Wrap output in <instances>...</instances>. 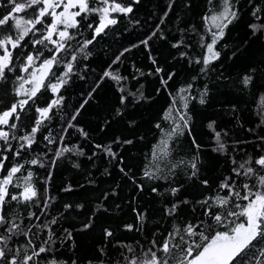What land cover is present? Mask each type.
<instances>
[{"label": "trees", "instance_id": "16d2710c", "mask_svg": "<svg viewBox=\"0 0 264 264\" xmlns=\"http://www.w3.org/2000/svg\"><path fill=\"white\" fill-rule=\"evenodd\" d=\"M117 2L124 6L131 4L133 12L127 15L111 13L117 23L106 27L95 39L93 29L87 25L91 23L93 28L96 27L99 14L89 13L86 20L77 17L79 28L69 30L75 35V39L68 42L71 48L66 53L61 52L57 59L77 54L85 40L93 42L85 49L86 58L77 54L74 74L60 89L63 104L59 109L54 108L50 119L43 122L31 149H24L19 157H14L12 152H3L9 157L5 161L7 167L34 158H39L45 165L41 168L25 164V169L34 173L32 182L38 196L29 204L13 202V211L23 219L21 228L24 231L31 229L29 237L37 248L49 235L48 228H41V225L49 226L54 233V252L36 257V264H48L52 258L59 264H127L125 257L143 259V252L151 246L153 239L157 242L164 239L174 225L182 227L187 222L207 219L202 215L204 206L198 202L217 193L224 195L226 190L219 189V185L225 178L231 177L240 188L245 178L235 176L232 169L237 165L232 163V158L238 164L249 156L254 161L264 155V140L259 139L264 137V125L260 124L264 118V108L260 104V98L264 97V30L253 34L249 27L253 23L264 24V0H232L237 19L228 25L215 46L220 52L219 59L205 72L200 71L202 64L195 61H202L206 54L201 44L210 42V28L216 30L210 18L222 11V0ZM5 4L7 0H0V12L7 13L10 9L11 5L4 7ZM93 6L103 5L99 0L95 3L89 0V7ZM257 6L261 8L257 13L260 20L252 15ZM39 35L37 33V37ZM144 40L148 41L147 45L142 43ZM175 44L179 47H173ZM35 47L44 55L28 72L22 71V66L26 63L25 53L35 54L33 47L29 44L22 52L13 50L10 65L13 70L6 69L4 78L0 79V113L25 98L16 93L21 83L18 77L28 79L40 61L50 57L51 53L42 45ZM52 47L48 44V48ZM121 52L124 54L119 62L113 63ZM58 67L63 69V64ZM156 68L163 71L157 73ZM106 70L125 79L118 83L105 77ZM52 71L60 74L57 66ZM169 74H174L171 80H168ZM245 75L252 77L247 86L242 83ZM161 77L168 80L167 87L161 83ZM49 80L55 82L50 74L45 80L46 86ZM189 84L192 85L191 96L196 97L189 100L187 108L191 116V135L185 129L182 136L170 141V155L159 162L161 170L156 171L151 167L152 153L162 137L161 129L171 126V121L163 117L173 107V98L172 115H177L176 109H181L183 103L179 90ZM205 86L206 103L200 104L199 93ZM25 87L31 85L25 84ZM141 94L143 99H140ZM122 96L126 97L123 103ZM54 98L55 94L45 88L34 98L35 105L30 100L23 112L18 107L21 120L16 121L15 134L27 133L34 126V120L39 118L35 108L45 107ZM77 111L79 115L71 120ZM12 120L9 119V125ZM211 121H215L216 130L221 132L222 142L227 145L226 153L213 151L217 144L214 133L207 127ZM69 122L73 127H67ZM157 124L161 127L157 128ZM0 127L8 130L6 126ZM45 136L55 142L48 143ZM193 138L200 145L199 149L194 146ZM10 144L13 149L18 148L16 140H10ZM65 146L73 151L56 158V152ZM108 147L116 153L115 157L104 150ZM3 148L4 142L0 141V150ZM193 157H198L195 177L189 179L192 169L186 163L169 173L170 164L181 160L188 162ZM252 166L259 170L254 163ZM146 169L167 179H149L144 176ZM17 175H26V171ZM254 179L247 182L252 184ZM203 180L208 184L201 183ZM172 187L180 189L175 196L170 194ZM9 191L18 192L19 189L10 187ZM182 200L189 203H181L175 216L167 215L166 208ZM66 205L71 207L66 208ZM26 208L37 215L28 217ZM137 213L144 214L143 222ZM53 219L57 223L51 224ZM87 224L91 227L85 228ZM127 225H132V230H128ZM106 229L112 232L111 236H106ZM24 243V236L14 237L9 247ZM126 246L134 251H127Z\"/></svg>", "mask_w": 264, "mask_h": 264}, {"label": "snow or ice", "instance_id": "6c2138e0", "mask_svg": "<svg viewBox=\"0 0 264 264\" xmlns=\"http://www.w3.org/2000/svg\"><path fill=\"white\" fill-rule=\"evenodd\" d=\"M132 2L138 4L140 0H132ZM99 3L103 6L89 7V0H7V4L3 6L8 7V5H11L10 9L7 13L0 12V79L4 78L6 69L8 71L13 70L10 67L13 63V50L20 49L22 52L29 44L35 50V54L25 53L26 63H23L22 66V71L24 72H28V69L33 67L39 57L44 55L42 50L35 47L36 45H42L44 49L51 53L50 57L40 61L39 67L30 73L28 79L23 76L18 77L21 83L16 89V93L18 96L25 98L13 103L9 110L0 113V125L8 127L7 131L4 128H0V141L4 142V148L0 150V174H2L0 175V264H36V257H40L41 254L54 252L52 248L54 233L51 228L47 225L40 226L41 228L47 227L49 235L41 243V246L37 248L29 237L31 229L24 231L21 228L23 219L19 218L18 212L13 211V202H16V204H29L38 196V190L32 182L34 173L25 169V164L38 165L43 168L45 167L44 163L39 158H34L7 167L5 161H8L9 157L4 155L3 152H12L14 157H19L24 149H31L32 145L36 143V135L41 130L43 122L50 119V113L54 108L59 109L63 104L64 97L60 95V89L68 84L74 74L73 69L77 54H83L86 58L85 49L93 42L91 39L85 40L80 45L77 54H71L60 60L57 59L61 52L66 53L71 48L68 42L75 39V35L69 30L79 28L80 20H77V17L86 20L89 13L99 14V22L96 27L93 28L91 23L87 25V27L93 29L95 34L93 39H95V36L100 35L106 27L117 23V20L111 17V13L127 15L133 12L131 4L124 6L117 0H99ZM57 9L60 10L57 11ZM260 11L261 8L257 6L252 13L257 20L261 19L257 15ZM210 19L212 26L216 30L212 31L210 28V42L201 44V47L206 49V54L202 61L200 59L195 61V63L202 64L201 72H205L211 63L219 59L220 52L216 50L215 46L223 38L228 25L237 19V12L233 8L232 0H222V11L212 15ZM37 25L40 27H37ZM249 27L253 30V34L264 30V24L253 23ZM37 33L40 34L38 37ZM152 35H155V33ZM54 36L57 38L53 39ZM142 43L147 45L148 41L144 40ZM48 44L53 47L48 48ZM173 47H179V44H175ZM124 51H128V49ZM123 54L121 52L113 63L119 62L120 56ZM19 55L20 53L18 52L17 56ZM181 55L185 54L181 53ZM153 63H155V60H153ZM60 64H63V69L58 67ZM54 66H57L59 75L52 71ZM161 71H163L161 68H156L157 73ZM50 74L55 79V82L53 83L49 80L46 86L45 80L48 79ZM173 75L169 74L168 80H171ZM104 76L116 80L118 83L121 79H125L110 70H106ZM168 80H164L161 77V83L165 87H167ZM251 81L252 77L245 75L242 83L247 86ZM25 84H29L31 87L26 88ZM45 88L55 94L56 98L51 99L45 107H36L35 111L39 114V118L34 120V126L30 127L27 133L17 136L13 131L17 129L16 121L21 120L17 108L19 107L20 111L23 112L30 100L35 105L36 101L34 98L37 97V93L41 89ZM191 88L192 85L189 84L179 90L180 99L183 103L181 109H176L177 115L175 117L172 115L175 98H173V107H170L165 112L163 118L171 121V126L168 129H161L162 137L154 147L151 167H154L156 171L161 170L159 162L170 155V141L174 137L182 136L185 129L191 135V129L189 128L191 116L188 114L187 108L189 100L196 99V97L191 96ZM120 91L123 92L124 88L121 87ZM185 93L188 95H184ZM130 94L135 95L134 93ZM206 95L207 88L205 86V89L199 93L198 102L200 104L206 103ZM125 99L126 97L122 96L121 103ZM140 99H143L142 94ZM260 104L264 108V97L260 98ZM77 115H79V111L72 115L71 120H75ZM10 118H13V120L9 125ZM260 124L264 125V118L261 119ZM67 127H73L72 123L69 122ZM156 127L160 128L161 126L157 124ZM207 127L214 133V140L217 144L213 151L226 153L227 145L222 142L221 132L215 128V121L209 122ZM79 131L83 136H87L83 129H79ZM249 131L252 130L250 129ZM44 139L48 143L55 142L50 136H45ZM259 139L264 140V137H259ZM10 140H16L18 148L13 149ZM192 142L199 149L200 145L196 143L195 138H193ZM125 143H131V141H126ZM97 147L100 146L98 145ZM104 150L115 157L116 153L112 152L110 147ZM71 151H73L72 148L65 146L58 150L55 156L59 158ZM79 154L83 155V152L80 151ZM197 160L198 157H193L188 162L181 160L175 164H170L169 173L171 174L177 167L186 163L192 169L189 176V179H191L198 173ZM232 163L237 165L232 169L235 176L245 178L239 189L235 180L231 177L225 178L219 185V189L226 190L224 195L217 193L215 196H208L198 202L204 206L202 215L207 219H200L196 223L187 222L182 227L174 225L173 230L167 234V237L159 242L153 239L151 246L143 252V259L136 256L125 257L127 264H138V261L139 264H264V174H261L264 173V155L254 161L249 156L246 161L238 164L235 158H232ZM253 163L259 166V170L252 166ZM22 170L26 171V175L18 176L17 174L21 173ZM144 176L149 179H167V177L156 176L153 171L148 169L144 171ZM253 178H255L254 182L249 184L247 181L253 180ZM201 183L207 185L208 181L203 180ZM10 187L19 189V191L10 192ZM241 189L243 190V195L241 194ZM68 190L70 189H65V191ZM153 191H157V189L153 188ZM179 191V188L172 187L170 194L175 196ZM181 203L188 204L189 201L182 200L178 203H173L171 208H166L167 215L175 216L176 209ZM65 207L71 206L66 205ZM217 209H220V211ZM25 212L28 217L37 215L35 212L28 211L27 208ZM137 216L143 222L144 214L137 213ZM18 219L19 222H17ZM50 223L55 224L57 221L53 219ZM84 227H91V224H87ZM132 227V225L126 226L128 230H132ZM105 234L106 236H111L112 232L106 229ZM32 235L35 236V233ZM19 236H24L26 243L9 247V242L13 241L14 237ZM126 247L127 251H134L131 247ZM29 249L31 254H29ZM48 264H59V262L52 258L48 261Z\"/></svg>", "mask_w": 264, "mask_h": 264}, {"label": "rangeland", "instance_id": "374dc122", "mask_svg": "<svg viewBox=\"0 0 264 264\" xmlns=\"http://www.w3.org/2000/svg\"><path fill=\"white\" fill-rule=\"evenodd\" d=\"M60 9H57V11H59ZM35 70V69H34ZM34 70H32V71H34ZM0 128H3V127H0ZM4 130H6V129H4ZM7 131V130H6Z\"/></svg>", "mask_w": 264, "mask_h": 264}]
</instances>
